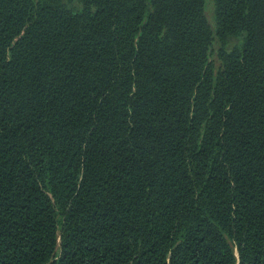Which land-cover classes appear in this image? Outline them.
Listing matches in <instances>:
<instances>
[{
	"label": "trees",
	"instance_id": "trees-1",
	"mask_svg": "<svg viewBox=\"0 0 264 264\" xmlns=\"http://www.w3.org/2000/svg\"><path fill=\"white\" fill-rule=\"evenodd\" d=\"M0 0V264H264V0Z\"/></svg>",
	"mask_w": 264,
	"mask_h": 264
},
{
	"label": "rangeland",
	"instance_id": "rangeland-1",
	"mask_svg": "<svg viewBox=\"0 0 264 264\" xmlns=\"http://www.w3.org/2000/svg\"><path fill=\"white\" fill-rule=\"evenodd\" d=\"M208 1V5H207V16L209 18V20L211 19V4H210V0H207Z\"/></svg>",
	"mask_w": 264,
	"mask_h": 264
}]
</instances>
